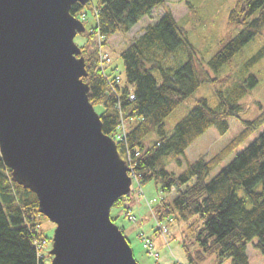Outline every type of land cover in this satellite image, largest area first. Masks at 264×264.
I'll list each match as a JSON object with an SVG mask.
<instances>
[{"label": "trees", "instance_id": "trees-1", "mask_svg": "<svg viewBox=\"0 0 264 264\" xmlns=\"http://www.w3.org/2000/svg\"><path fill=\"white\" fill-rule=\"evenodd\" d=\"M164 1L96 0L95 4L87 0L83 5L72 4L69 12L77 17L85 6H92L96 27L89 38L99 34L108 40L116 33L126 34ZM234 1L229 20L243 21L245 27L207 61L216 75L264 30V0ZM184 33L166 10L121 50L124 75L120 74L118 81L110 71L100 69L98 48L89 51L87 45L80 46L88 99L95 110L101 108V130L115 140L118 154L131 168L137 184L153 180L159 185L158 200L148 205L158 222L156 232L164 242L168 244V237L173 236L168 225L181 222L192 238L191 244L197 246L190 251L185 239L180 240L188 263L201 264L214 255L216 264L226 259L230 264H249L246 249L254 238L255 247L264 256V190H255L264 181V109L253 119H242L239 101L257 83V76L250 69L264 56V44L237 73L222 78L215 89L213 106L205 97L198 98L169 133L164 122L167 116L200 84L217 81L208 78L205 71L199 72L196 50ZM183 54L185 60L180 62ZM233 117L240 118L242 130L227 145L211 157L202 155L188 160L187 148L199 136L212 126L224 133L228 119ZM255 133L248 145L209 178L224 158ZM169 160L183 166L182 170H170ZM238 188L244 189L243 197L237 195ZM124 197L114 205L121 204ZM38 209L36 195L13 179L11 169L0 158V264H50L51 257L44 251L47 240L37 221L41 214ZM124 211L129 220H135L130 204L124 206ZM163 219L166 224L160 223ZM160 226H166L169 234L161 232ZM142 239L152 243L150 248L144 244L143 247L159 264V253L151 238Z\"/></svg>", "mask_w": 264, "mask_h": 264}, {"label": "water", "instance_id": "water-1", "mask_svg": "<svg viewBox=\"0 0 264 264\" xmlns=\"http://www.w3.org/2000/svg\"><path fill=\"white\" fill-rule=\"evenodd\" d=\"M87 0H0V158L55 224L50 264H138L110 209L130 193L131 168L88 99Z\"/></svg>", "mask_w": 264, "mask_h": 264}, {"label": "rangeland", "instance_id": "rangeland-1", "mask_svg": "<svg viewBox=\"0 0 264 264\" xmlns=\"http://www.w3.org/2000/svg\"><path fill=\"white\" fill-rule=\"evenodd\" d=\"M96 4V0H93ZM234 0H165L161 5L152 9L149 15H145L136 23L126 34L116 33L114 36L105 40L102 45V50L108 54L111 59L110 63L105 64V72H111V68L116 67L115 74L124 75V63L120 55L121 50L127 47L130 41L138 36L142 28L148 24L155 23L163 13L168 10L172 14L174 20L182 28L188 41L196 50L195 64L199 72L205 71L208 78H216L217 81L212 83H202L195 92L185 99L167 118L165 119V127L170 133L173 126L187 114V112L195 105L196 100L200 97L208 99L210 106L215 104V89L220 85L222 78L228 74L238 72L241 65L246 59L250 58L260 46L264 44V30L255 36L251 41L245 44L242 49L220 70L219 74H214L206 64L207 61L220 50L232 37L241 31L245 24L243 21H230L229 13L234 7ZM81 13L77 14V18L81 20L84 26L83 33H77L74 36L76 45H87L89 51L98 48L97 36L89 38V34L96 27V17L92 6H85ZM181 49V48H180ZM81 50V48H80ZM81 54V53H80ZM186 56V55H185ZM185 56L181 57L180 62L185 60ZM203 70V71H202ZM257 76L256 85L239 101L241 112L239 113L242 119L255 118L262 109H264V56L254 64L250 73ZM155 77L159 79L156 72H153ZM101 111L100 107H96V112ZM240 118H229L228 129L224 133H220L216 127L208 128L201 136H199L188 148V160H195L202 155L211 157L220 151L229 141L234 138L241 130L242 124ZM264 129V128H263ZM257 133L251 135L242 145L234 152L229 154L223 161L216 166L209 174V178L214 176L225 165H227L236 153L240 152L248 145ZM152 137V135H150ZM1 156V155H0ZM168 168L176 173H179L182 167L176 166L174 161H168ZM137 179L133 178L132 186L128 197L119 205H113L110 209V217L115 225L123 231L124 236L129 242L133 256L138 264H155V258L152 257L143 247L145 240L141 237L151 238L155 250L159 253V264H191L188 263L184 249L181 244V239H185L190 251L197 248L195 244H191V236L187 235L185 225L181 222H175L168 225V228L173 236L168 237V244L156 232L157 220L154 218L150 206L158 200L160 192L159 185L151 180L137 184ZM255 190H264V181L255 186ZM239 197H243L245 192L243 188H238L236 191ZM153 200H156L155 202ZM130 204L135 216V220H129L124 211V206ZM249 205V203H248ZM39 230L46 238L44 251L47 253L51 249L52 236L55 224L52 223L44 215L37 216ZM166 224L165 219L160 221ZM44 241V240H43ZM257 239L254 238L247 244V255L249 264H264V256L261 251L255 247ZM44 246V245H43ZM51 257V256H50ZM51 260V258H50ZM201 264H216L215 256L207 257ZM222 264H230V260L226 259Z\"/></svg>", "mask_w": 264, "mask_h": 264}, {"label": "built area", "instance_id": "built-area-1", "mask_svg": "<svg viewBox=\"0 0 264 264\" xmlns=\"http://www.w3.org/2000/svg\"><path fill=\"white\" fill-rule=\"evenodd\" d=\"M103 40H104V37L97 34L99 60H100L99 66H100V69H102V72H105V64L110 62V58L108 57V54L103 52V50H102L101 44H102ZM115 79L118 81L119 77L115 76ZM129 98L134 99V96L130 95ZM120 129L123 130V127L121 126ZM116 139H119V136H117ZM131 176H132V178H136L132 172H131ZM160 227H161V232H163L166 235L168 233L166 226H160ZM144 240H145L144 246L150 248L152 243L148 239H144Z\"/></svg>", "mask_w": 264, "mask_h": 264}, {"label": "crops", "instance_id": "crops-1", "mask_svg": "<svg viewBox=\"0 0 264 264\" xmlns=\"http://www.w3.org/2000/svg\"><path fill=\"white\" fill-rule=\"evenodd\" d=\"M114 36V35H113ZM181 264V263H180Z\"/></svg>", "mask_w": 264, "mask_h": 264}]
</instances>
